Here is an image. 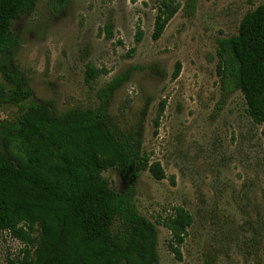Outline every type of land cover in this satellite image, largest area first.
<instances>
[{"label": "rangeland", "instance_id": "rangeland-1", "mask_svg": "<svg viewBox=\"0 0 264 264\" xmlns=\"http://www.w3.org/2000/svg\"><path fill=\"white\" fill-rule=\"evenodd\" d=\"M176 2L178 12L153 41L158 0H38L10 24L18 46L0 56V95L12 90L11 73L31 92L24 109L46 105L62 115L106 102L109 125L165 174L156 181L144 171L130 181L115 170L102 173L118 193L133 187L137 213L157 229V264H264V126L248 117L240 93L221 92L216 75L217 41L235 35L264 0ZM88 65L105 73L88 83ZM20 115L0 105V142L14 150ZM176 208L192 217L179 258L164 225ZM24 249L0 233V264Z\"/></svg>", "mask_w": 264, "mask_h": 264}, {"label": "trees", "instance_id": "trees-1", "mask_svg": "<svg viewBox=\"0 0 264 264\" xmlns=\"http://www.w3.org/2000/svg\"><path fill=\"white\" fill-rule=\"evenodd\" d=\"M37 2L0 0V56L18 46L11 22L30 14ZM178 10L176 0H158L153 41ZM105 32L110 33L109 26ZM141 37L138 32L136 41ZM216 58L221 92L240 93L248 117L264 126V3L243 16L235 35L217 41ZM101 73L88 65L86 81ZM179 73L177 63L173 79ZM5 77L12 90L0 95V105L9 103L21 115L13 128L16 149L0 142V233L25 246L21 257H6L5 264H157V229L137 213L133 187L118 193L102 173L115 170L132 181L148 171L161 181L160 164L142 155L133 138L123 140L115 132L104 100L96 109L74 108L62 115L46 105L24 109L31 92L15 75ZM114 86L112 81L108 88ZM164 225L170 233L168 248L179 258L192 217L176 208Z\"/></svg>", "mask_w": 264, "mask_h": 264}]
</instances>
